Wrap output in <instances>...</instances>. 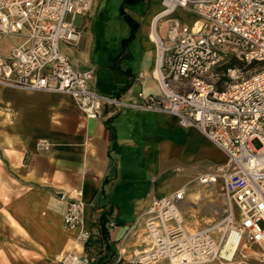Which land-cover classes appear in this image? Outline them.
<instances>
[{"label": "crops", "instance_id": "1", "mask_svg": "<svg viewBox=\"0 0 264 264\" xmlns=\"http://www.w3.org/2000/svg\"><path fill=\"white\" fill-rule=\"evenodd\" d=\"M163 9L162 0H94L91 15L77 20L80 43L61 50L77 68L93 70L91 86L100 94L158 96L157 51L148 34ZM173 17L187 25L196 20L184 10ZM166 29L160 22L163 38ZM41 141L48 149L39 148ZM203 149L218 158L206 171L199 169ZM226 162L219 147L172 115L106 108L90 120L67 94L0 87V264H59L67 253L107 262L121 251L130 262L145 246L140 223L153 202L185 189L192 203L198 180ZM220 183L209 187L219 192ZM219 196L203 197L193 209L217 215ZM71 198L84 204L77 229L64 226ZM82 230L92 234L87 245Z\"/></svg>", "mask_w": 264, "mask_h": 264}, {"label": "built area", "instance_id": "2", "mask_svg": "<svg viewBox=\"0 0 264 264\" xmlns=\"http://www.w3.org/2000/svg\"><path fill=\"white\" fill-rule=\"evenodd\" d=\"M162 2L156 18L167 29L155 42L161 54L154 76L161 94L124 100L95 91L93 70L77 68L61 50L80 43L77 20L91 15L94 0H0V87L67 94L90 120L99 119L106 108L172 115L227 156L225 165L198 180L202 185L221 181L219 232L215 224L189 231L186 222L195 204H188L187 191L179 189L156 199L144 214L140 226L149 251L140 259L126 262L122 251L107 262L67 253L58 257L59 264H145L142 258L151 257L147 262L264 264V0ZM179 10L196 20L184 24L173 17ZM252 65L260 69L247 74ZM48 147L46 141L39 144L41 150ZM83 212V202L71 198L64 226L81 227ZM91 238L90 231H81L83 244Z\"/></svg>", "mask_w": 264, "mask_h": 264}, {"label": "rangeland", "instance_id": "3", "mask_svg": "<svg viewBox=\"0 0 264 264\" xmlns=\"http://www.w3.org/2000/svg\"><path fill=\"white\" fill-rule=\"evenodd\" d=\"M110 1L111 2H115L116 0H110ZM121 4L122 3H119V6H116V8H115V6H113L111 8L112 11L115 10V9H116L117 12L120 11L119 9L121 7ZM112 14L114 15L115 13H112ZM181 17L185 21H189L190 20V16L188 14L184 13V14L181 15ZM232 63L233 64H236V63L239 64L238 60H233ZM257 69H260V66H258V65L249 66L247 74H250V73L254 72ZM203 150H204L203 151V157H201V160L199 161V164H200L199 169L202 170V171H206L208 169L207 167L210 165V163L216 162L218 160V158L217 157L213 158L210 155V153H208L207 149H203ZM203 188H205V187H203ZM216 195L219 196V192L216 189L215 190L212 189L211 193L206 195L205 198L210 200V199L214 198V196H216ZM219 198H220V196H219ZM215 201L213 199L209 203H212V202H215ZM207 210H209V209H205V211H203L202 213H198L195 218L192 217V220L190 222H188L187 224H190V226L194 230L197 229V227H200V226H203V225H211V224L218 225L221 222V220H222L224 215H215V214H213V213H215L214 209L213 210L210 209L212 212H209ZM198 211H200V209ZM191 216H192V214H191ZM219 230H220V228H218L217 232H219ZM134 259H135V256H134Z\"/></svg>", "mask_w": 264, "mask_h": 264}, {"label": "bare ground", "instance_id": "4", "mask_svg": "<svg viewBox=\"0 0 264 264\" xmlns=\"http://www.w3.org/2000/svg\"><path fill=\"white\" fill-rule=\"evenodd\" d=\"M160 22H164V21H161V20H158V18H155L154 19V21H152V23H151V27H150V30H149V34H148V38H149V40L151 41V43H153V44H155V42H159L158 41V37H157V35L159 36V32H158V26H159V23ZM157 54L160 56V50H158V52H157ZM158 75V67H157V69L155 70V72H154V76H157ZM203 177H201V179H202ZM197 182V181H196ZM199 183V188L196 190V191H194V192H192L190 195H189V201L190 202H192V203H195L196 204V206H202L201 204H199V202H200V200L204 197L205 198V196L206 195H208L209 193H211V190H209V186L210 185H202L200 182H198ZM200 186H202V187H200ZM203 187H205V188H203ZM213 190H215V188H213ZM203 200V199H202ZM213 203V202H212ZM199 208V207H198ZM198 208H196V209H191V212H189V213H191L192 214V216L191 217H193V218H195L196 217V215L199 213V209ZM232 208V207H231ZM213 210V208H209V210ZM209 210H207V211H209ZM233 210L235 211V208L233 207ZM190 222V221H189ZM188 223V221L186 222V224ZM187 227L189 228V231L190 232H194L195 230L190 226V224H187ZM218 228H220V225H217L216 226V228L215 229H218ZM142 241H143V243H145V239L143 238V235H142ZM145 240V241H144ZM149 251V248H148V242L146 241V244H145V246L143 247V249L141 250V251H139V252H137V254L135 255L136 257L138 256L139 257V259L141 258V254H143V253H147ZM145 254H143V255H145ZM149 259H152V257L151 258H142V261L145 263V264H166V262L164 261V260H162V261H159V262H156V261H150V262H147V260H149Z\"/></svg>", "mask_w": 264, "mask_h": 264}]
</instances>
